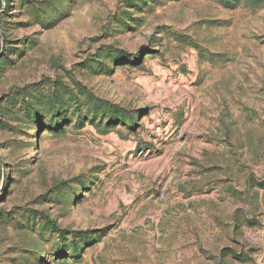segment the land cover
<instances>
[{
	"label": "rangeland",
	"instance_id": "obj_1",
	"mask_svg": "<svg viewBox=\"0 0 264 264\" xmlns=\"http://www.w3.org/2000/svg\"><path fill=\"white\" fill-rule=\"evenodd\" d=\"M0 264H264V0H0Z\"/></svg>",
	"mask_w": 264,
	"mask_h": 264
},
{
	"label": "trees",
	"instance_id": "obj_2",
	"mask_svg": "<svg viewBox=\"0 0 264 264\" xmlns=\"http://www.w3.org/2000/svg\"><path fill=\"white\" fill-rule=\"evenodd\" d=\"M135 125V124H134Z\"/></svg>",
	"mask_w": 264,
	"mask_h": 264
}]
</instances>
